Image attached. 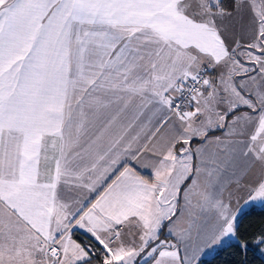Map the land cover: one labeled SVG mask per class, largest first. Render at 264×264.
I'll return each instance as SVG.
<instances>
[{"label":"crops","instance_id":"1","mask_svg":"<svg viewBox=\"0 0 264 264\" xmlns=\"http://www.w3.org/2000/svg\"><path fill=\"white\" fill-rule=\"evenodd\" d=\"M252 1L0 0V264H81L90 255L73 232L108 252L130 220L161 224L165 240L142 262L158 243L137 245L130 264H197L236 240L264 183ZM202 66V91L172 114ZM212 95L227 109L185 131Z\"/></svg>","mask_w":264,"mask_h":264},{"label":"rangeland","instance_id":"2","mask_svg":"<svg viewBox=\"0 0 264 264\" xmlns=\"http://www.w3.org/2000/svg\"><path fill=\"white\" fill-rule=\"evenodd\" d=\"M209 1H212V3H215V4L217 3V0H209ZM235 2L236 0H234V3ZM252 2L254 3L255 7L260 8V9L257 8V11L259 13V19L260 20L264 19V0H253ZM221 99L223 98L220 96L215 97L214 95H212V97L208 99H205L202 104L203 111H201L200 115L194 120V122L196 123L191 124V126L189 124L188 126L185 127L184 130L185 131L189 130V127H192L196 130L203 129L204 127H209L213 121H216V118L222 112L223 107L226 106V105H223L224 103H222ZM263 119H264V115H263ZM256 136L258 137V134H256ZM259 137L264 143V130L263 129H261V133ZM263 186H264V183L253 194L252 200L255 203V206H253L255 208H261V206L258 205L259 200L262 201V204L264 206V199L262 197V192L264 191ZM170 204L171 202L169 201V194H167L166 205H165V202H163L161 203V206H157V207L159 209L167 210V209H171ZM160 225L161 224H157L156 226L155 225L149 226L146 229H142L141 227H138L137 223L133 222L132 220L127 221L124 224L123 229H120L118 232H113V234H115L116 236L114 246L110 248V251L103 252L102 262L105 264L134 263L138 259V255L135 254V252H133L135 251V249L133 248H135L137 245H140V244H148L151 241L154 243H158L155 247L150 249V251H147V253L139 257V260H138L139 262L144 261L147 257L152 255V252L155 250V248L165 243V240L159 238L158 237L159 234H157V229L159 228ZM162 226L164 227V224ZM99 235L104 236V238H102L103 240H107L108 237L112 235V233L111 234H99ZM7 264H16V263H14V261L12 262L7 261ZM90 264H100V263L94 262Z\"/></svg>","mask_w":264,"mask_h":264},{"label":"trees","instance_id":"3","mask_svg":"<svg viewBox=\"0 0 264 264\" xmlns=\"http://www.w3.org/2000/svg\"><path fill=\"white\" fill-rule=\"evenodd\" d=\"M233 5L234 0H219L217 6L222 10H231ZM71 236L89 252L90 258L81 264H105L102 262L103 251L96 241L79 231L73 232ZM235 237L236 241L228 243L210 258L198 260L197 264H264L259 255V248L264 243V207H251L239 215Z\"/></svg>","mask_w":264,"mask_h":264},{"label":"built area","instance_id":"4","mask_svg":"<svg viewBox=\"0 0 264 264\" xmlns=\"http://www.w3.org/2000/svg\"><path fill=\"white\" fill-rule=\"evenodd\" d=\"M208 72L205 66L200 67L189 75L178 89L177 93L171 98L170 111L172 114L183 115L188 112L190 100L198 95L207 81ZM56 256V252H53ZM54 264V262H51Z\"/></svg>","mask_w":264,"mask_h":264}]
</instances>
